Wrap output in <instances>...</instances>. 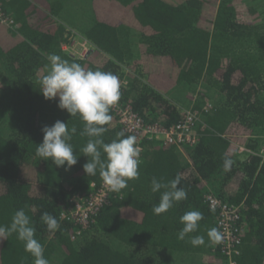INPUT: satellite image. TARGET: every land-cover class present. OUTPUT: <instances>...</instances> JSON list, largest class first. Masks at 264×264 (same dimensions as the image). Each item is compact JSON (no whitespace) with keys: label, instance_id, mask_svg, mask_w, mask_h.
Returning a JSON list of instances; mask_svg holds the SVG:
<instances>
[{"label":"trees","instance_id":"obj_1","mask_svg":"<svg viewBox=\"0 0 264 264\" xmlns=\"http://www.w3.org/2000/svg\"><path fill=\"white\" fill-rule=\"evenodd\" d=\"M0 7L16 23L0 26V225L24 208L49 264H227L222 240L207 236L220 231L206 203L214 194L241 209L236 263L264 264V0H0ZM75 37L94 48L88 58L65 50ZM51 54L117 75L119 102L149 124L170 129L184 111L200 113L193 146L143 143L139 179L112 193L86 228L67 218L73 197L103 180L83 171V122L40 92ZM110 115L105 143L124 132L113 107ZM57 120L77 129L78 162L67 170L35 155L42 129ZM225 158L233 160L229 171ZM178 174L187 199L154 214L160 193H152V178L167 183ZM190 210L204 218L179 240L180 217ZM43 212L57 218V231L41 223ZM195 235L205 244L191 245ZM0 264L34 258L13 235L0 242Z\"/></svg>","mask_w":264,"mask_h":264},{"label":"clouds","instance_id":"obj_2","mask_svg":"<svg viewBox=\"0 0 264 264\" xmlns=\"http://www.w3.org/2000/svg\"><path fill=\"white\" fill-rule=\"evenodd\" d=\"M50 71L40 81L41 93L47 100L58 98V108L66 111L71 117H79L83 122L81 136L88 137L86 145L81 149L87 162L83 171L87 176H96L99 172L103 182L113 192L119 193L128 186L129 181L139 179L140 148L137 138L125 136L124 132L117 134L110 143H105L104 134L112 120L110 110L117 105L121 98L119 77L112 72L102 70H85L78 63H69L59 55L51 54ZM43 141L36 146L35 155L42 160H50L57 168L71 169L78 162L71 143L76 134V127L57 120L52 126L42 129ZM233 160L225 158L223 168L229 171ZM152 193H160V200L153 206V212L160 215L168 212L175 204L187 199V191L181 186V176L165 183L162 178L153 177L151 180ZM203 214L198 210H190L180 217L183 225L177 238L184 240L190 233L198 231ZM49 232L60 228L57 218L43 212L40 217ZM15 235L23 243L24 250L34 258V264H49L45 257V248L36 238V227L31 216L24 208L14 212L8 226L0 225V242ZM210 243L219 244L222 239L220 231L213 227L208 230ZM193 246L205 244L202 235L190 236Z\"/></svg>","mask_w":264,"mask_h":264},{"label":"built area","instance_id":"obj_3","mask_svg":"<svg viewBox=\"0 0 264 264\" xmlns=\"http://www.w3.org/2000/svg\"><path fill=\"white\" fill-rule=\"evenodd\" d=\"M0 26L8 29H12L16 26L15 20L4 12L0 7ZM75 37L71 44L66 48L68 50H74L80 45L85 52L84 55L75 54L69 52L71 56L81 59L88 58L90 50L94 51L91 44L83 40L78 41ZM90 46L89 49L87 46ZM81 48H78L82 51ZM88 48V49H87ZM66 50V49H65ZM208 107L204 109L206 111ZM113 110L118 118L119 124L125 133L133 135L137 138V145L140 148V158L144 151L143 143L145 141H158L168 146H178L184 148L186 146H193L197 142L198 134L195 130L196 124L200 120V113L198 111H184V119L176 126L170 129L164 128L158 124H149L145 122L134 110L131 104L122 105L120 102L113 107ZM247 138H249L247 136ZM239 153L248 152L244 146H238ZM259 156L264 159V146L261 149ZM90 193L88 196L75 195L73 197L74 208L69 213V217L65 214L69 220H75L77 224L84 225V228L88 227L91 221L95 220V216L100 209L108 203L113 191L102 181L101 183L92 182L90 184ZM206 203L211 210L218 213V225L220 233L222 234V246L225 256L227 257V264H237L235 257L239 254L238 247L241 245V239L238 234L237 224L241 219V209L236 205H228L214 194L206 195Z\"/></svg>","mask_w":264,"mask_h":264},{"label":"rangeland","instance_id":"obj_4","mask_svg":"<svg viewBox=\"0 0 264 264\" xmlns=\"http://www.w3.org/2000/svg\"><path fill=\"white\" fill-rule=\"evenodd\" d=\"M76 39H77L78 41H81L80 37H78V38H76ZM87 47H88L89 49H91V47H90L89 45H88ZM78 48H81L80 45H78ZM78 48H75L74 50H68V49L65 47L66 51H68V52H70V53L73 52V53H75V54H81V55H84L86 51H84L83 48H81L82 51H80ZM88 48H87V49H88ZM91 53H93V50H90V54H91Z\"/></svg>","mask_w":264,"mask_h":264}]
</instances>
